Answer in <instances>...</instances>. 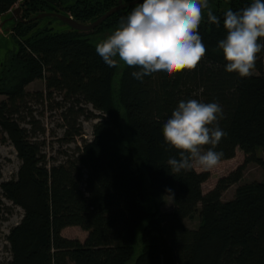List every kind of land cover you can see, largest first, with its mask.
<instances>
[{
  "label": "trees",
  "instance_id": "16d2710c",
  "mask_svg": "<svg viewBox=\"0 0 264 264\" xmlns=\"http://www.w3.org/2000/svg\"><path fill=\"white\" fill-rule=\"evenodd\" d=\"M253 2L209 0L220 24L208 22L205 10L199 34L207 51L197 69L171 78L157 73L141 82L131 75L139 68L123 62L109 67L96 52L101 42L96 38L111 34L136 5L92 32L69 27L60 33L33 18L55 13L89 24L118 0H0V18L21 7L12 30L19 49L0 71V96L7 97L0 102V131L21 162L16 176L0 185V213L3 199L23 211L6 236L7 264H128L136 254L133 264H264V179L238 186L233 199L223 200L242 181L247 164L258 163L264 172V49L256 74L241 78L225 70L218 46L227 35L225 12ZM37 80L45 81L50 95L64 93L70 102L63 112L70 126L65 139L82 136L83 104L99 113L89 114L99 121L92 140L76 147V158L67 155L65 162L51 164L44 143L33 140L41 129L21 125L19 105H27L26 88ZM192 99L223 109L219 126L227 136L215 148L223 152L220 162L234 159L238 150L245 155V163L206 194L210 173L195 168L172 173L167 161L179 159V153L163 137L179 102ZM30 123L36 125L34 119ZM167 198L171 212L163 211ZM197 213L200 225L190 229L186 220ZM70 227L87 232L86 240L63 236Z\"/></svg>",
  "mask_w": 264,
  "mask_h": 264
},
{
  "label": "clouds",
  "instance_id": "9594fccd",
  "mask_svg": "<svg viewBox=\"0 0 264 264\" xmlns=\"http://www.w3.org/2000/svg\"><path fill=\"white\" fill-rule=\"evenodd\" d=\"M205 10L208 22L219 26L209 0H142L96 45V52L109 67L123 62L139 68L131 75L141 82L157 73L171 78L185 70L194 71L207 51L199 34ZM223 25L227 35L218 46L227 62L225 70L241 78L252 77L258 54L264 49V43L258 42L264 38V2L254 0L236 12L228 9ZM223 118L217 102H179L163 126L165 143L179 153V159L170 157L167 161L172 173L196 166L211 170L220 163L223 152L215 148L227 136L219 126ZM206 145L211 147L203 151Z\"/></svg>",
  "mask_w": 264,
  "mask_h": 264
},
{
  "label": "rangeland",
  "instance_id": "374dc122",
  "mask_svg": "<svg viewBox=\"0 0 264 264\" xmlns=\"http://www.w3.org/2000/svg\"><path fill=\"white\" fill-rule=\"evenodd\" d=\"M16 7H19V5H16ZM12 17L16 19L18 16L9 14L0 18V71L2 66L7 63L12 55L16 54L19 49L16 37L12 32L15 24V21L11 19ZM47 25H50L55 32L62 33L69 30V26L54 18H43L40 26L43 28ZM108 35L102 37V39L100 37H97L96 39L102 42ZM96 39L93 38V40ZM254 74H256V72H254ZM26 91L30 95L27 99L28 103L26 106L19 105V117L25 118V120L21 122V125L28 130L36 128V130L39 131L41 129L37 132V135L33 140L44 143V152L47 154V158L51 164L65 162L67 155L75 156L76 158L79 155L76 152V147H81L83 145V139H90L94 125L99 121L98 118L88 117L89 114L99 113L95 111L91 105L83 104L81 107L84 108L85 112L78 119L79 125L82 128V136L67 140L65 137L70 126L67 124V121L64 120L63 112L69 107L68 103L70 102L66 101L65 94L52 91V94L50 95V91L47 90L44 80H37L30 84L26 88ZM38 93L43 94V99L39 100L36 98V94ZM5 100H7V97L1 95L0 102ZM33 119L36 122V125L34 126L30 123ZM84 136L87 139L84 138ZM257 156L261 157L262 153L258 152ZM20 163L16 149L7 139V135L0 131V185L2 182L11 180L16 176ZM244 163L245 155L242 151L238 150L234 159L220 162L211 170H205L199 166L194 168L199 173H210V179L203 185V191L206 194L215 188L221 178L228 176ZM263 179L264 172L258 163L253 162L247 164L242 181L226 191L223 195V200L228 201L233 199L238 186L254 181H262ZM3 202L4 205L1 206L2 211L0 213L3 218V220L0 221V264H7L11 260V254L6 236L9 234L10 229L21 221L23 211L18 207L12 206L10 202L4 199ZM172 209V201L170 198H167L163 211L171 212ZM186 225L190 229H197L200 225L199 214L197 213L192 219L186 220ZM64 234L67 238L76 239L81 242H84L88 236V233L79 227L67 228ZM139 235L140 234H138V241ZM136 258L137 254L128 264H133Z\"/></svg>",
  "mask_w": 264,
  "mask_h": 264
},
{
  "label": "water",
  "instance_id": "95a60500",
  "mask_svg": "<svg viewBox=\"0 0 264 264\" xmlns=\"http://www.w3.org/2000/svg\"><path fill=\"white\" fill-rule=\"evenodd\" d=\"M140 2H141V0H135V1H132V2L125 4L123 0H119L118 5L116 7H114L113 9L108 11L107 13H105L102 17H100L99 19H97L93 23H89V24L79 23V22L75 21L72 17H68V16H65L62 14H55V13H42V14H39L36 17H34L33 20L41 19V18H57L59 21L66 24L71 29L79 31V32H86L87 33V32L94 31L96 28L101 26L108 18H110L111 16H113L117 12H119V11H121L127 7L135 6ZM20 13H21V7L20 6L16 7L11 14L16 15L18 17L16 19H14V17H12L11 19H13L14 21L20 20L21 19Z\"/></svg>",
  "mask_w": 264,
  "mask_h": 264
},
{
  "label": "built area",
  "instance_id": "2783aa9c",
  "mask_svg": "<svg viewBox=\"0 0 264 264\" xmlns=\"http://www.w3.org/2000/svg\"><path fill=\"white\" fill-rule=\"evenodd\" d=\"M95 124H96V123H95ZM84 138H86V137L84 136ZM92 138H93V133H92V135H91L89 141L92 140ZM86 139H87V138H86Z\"/></svg>",
  "mask_w": 264,
  "mask_h": 264
},
{
  "label": "crops",
  "instance_id": "0c3cea01",
  "mask_svg": "<svg viewBox=\"0 0 264 264\" xmlns=\"http://www.w3.org/2000/svg\"><path fill=\"white\" fill-rule=\"evenodd\" d=\"M65 231H66V229L63 231V236H65V234H64V233H65ZM65 237H66V236H65Z\"/></svg>",
  "mask_w": 264,
  "mask_h": 264
},
{
  "label": "flooded vegetation",
  "instance_id": "af4514ba",
  "mask_svg": "<svg viewBox=\"0 0 264 264\" xmlns=\"http://www.w3.org/2000/svg\"><path fill=\"white\" fill-rule=\"evenodd\" d=\"M133 1H135V0H133Z\"/></svg>",
  "mask_w": 264,
  "mask_h": 264
}]
</instances>
